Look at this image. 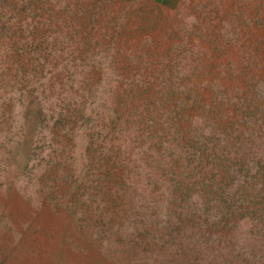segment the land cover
I'll use <instances>...</instances> for the list:
<instances>
[{"label":"rangeland","instance_id":"obj_1","mask_svg":"<svg viewBox=\"0 0 264 264\" xmlns=\"http://www.w3.org/2000/svg\"><path fill=\"white\" fill-rule=\"evenodd\" d=\"M0 264H264V0H0Z\"/></svg>","mask_w":264,"mask_h":264},{"label":"crops","instance_id":"obj_2","mask_svg":"<svg viewBox=\"0 0 264 264\" xmlns=\"http://www.w3.org/2000/svg\"><path fill=\"white\" fill-rule=\"evenodd\" d=\"M154 2H157V1H162V0H153ZM166 1H168V0H166Z\"/></svg>","mask_w":264,"mask_h":264}]
</instances>
